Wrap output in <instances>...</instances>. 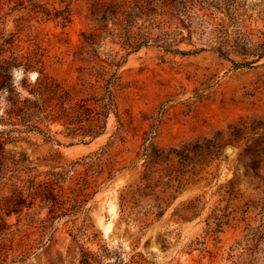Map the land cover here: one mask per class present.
Segmentation results:
<instances>
[{"label": "rangeland", "instance_id": "1", "mask_svg": "<svg viewBox=\"0 0 264 264\" xmlns=\"http://www.w3.org/2000/svg\"><path fill=\"white\" fill-rule=\"evenodd\" d=\"M42 1L49 2V7L60 6L59 0ZM20 3L0 0V36L15 35L7 53L14 51L33 62L41 60L38 67L45 72L67 83L75 81L77 68L85 64L74 53L81 45L82 31L90 28L85 17L88 0H74L72 19L65 27L60 19L37 17ZM249 16L248 23L264 28V0H248ZM193 41L183 43L182 48L193 50L201 45L196 36ZM120 73L123 87L116 92L117 109L110 115L104 135L81 143L67 136L62 126L53 124L58 141L29 133L5 143L0 151V263L80 264L83 252L89 251L104 264H226L223 259L229 246L242 235L239 230L220 233L221 242L216 246L212 237L207 238L208 246L217 254L215 260L200 253L198 237L205 236L206 220L214 209L241 207L248 199L264 196V58L252 68L236 69L211 51L180 55L148 47L130 54ZM22 76V69L14 70L18 87ZM36 76V71L28 74L30 80ZM114 113L124 122L126 138L114 148V176L105 171L97 179L84 234H80L81 215L56 220L45 236L36 224H29L27 216L18 222L17 214L7 215L6 198L16 181L14 176L26 175L24 170H16L23 167L20 159L35 167L33 173L43 174L95 151L119 127ZM159 113L164 116L154 137L158 146L183 141L202 146L191 155L193 164L188 165L198 170V176L159 219L141 228L142 223L121 211L120 192L138 174L145 132L151 130ZM242 119L247 120L243 125ZM232 124L240 127V139L230 138L227 131ZM216 143L222 145V155L206 165V153ZM229 145L235 148L230 155L225 150ZM246 146L249 148L241 156L239 152ZM135 162L132 169L119 170ZM150 202L142 198L138 208H147ZM44 216L46 211L40 218ZM107 225L110 228L106 231Z\"/></svg>", "mask_w": 264, "mask_h": 264}, {"label": "trees", "instance_id": "2", "mask_svg": "<svg viewBox=\"0 0 264 264\" xmlns=\"http://www.w3.org/2000/svg\"><path fill=\"white\" fill-rule=\"evenodd\" d=\"M20 2L37 17L60 19L64 27L71 22L74 0H59L60 6L50 7L42 0ZM247 3L248 0H88L85 17L90 28L82 31L81 45L74 53L85 64L77 68L79 74L72 83L38 67L41 60L33 62L14 51L8 54L15 35H1L0 151L8 140L23 134L39 133L49 141H58L53 124L62 126L67 136L81 143H90L107 133L110 115L117 109L116 92L123 87L121 66L130 54L143 48L157 47L180 55L211 51L236 69L256 66L264 58V28L248 23ZM195 36L200 46L193 50L182 48L183 43L193 44ZM121 50L124 52L120 55ZM15 69L23 71L20 87L14 83ZM30 71L37 72L33 80L28 78ZM114 114L119 127L107 143L68 164L42 174L33 173L35 167L26 163L27 159H20L23 167L16 170H24L26 175L14 176L16 181L6 198L7 215L17 214L18 222L21 216H27L29 224L41 229V236L54 227L56 220L81 215L80 234H84L90 219L88 203L97 192V179L105 171L109 177L114 176V148L126 138L124 122L119 113ZM163 116L159 113L154 117L151 130L145 132L138 174L120 192L121 211L142 223L141 228L159 219L198 176L196 168H188L193 164L191 155L202 147L198 142L183 141L162 148L154 141ZM246 122L242 119L241 125ZM235 127L229 125L227 132L231 139H240V127ZM211 147L206 153V165L223 152L219 143ZM248 148L239 154L245 155ZM136 165L137 162L119 170ZM142 198L151 200L147 208H138ZM44 211L46 216L40 218ZM227 229L239 230L242 235L229 246L223 259L226 264H264V196L248 199L241 207L214 209L206 220L205 236L198 237L200 253L215 260L217 254L208 246L207 238L212 237L216 246L221 242L219 234ZM80 264L104 263L85 251Z\"/></svg>", "mask_w": 264, "mask_h": 264}, {"label": "water", "instance_id": "3", "mask_svg": "<svg viewBox=\"0 0 264 264\" xmlns=\"http://www.w3.org/2000/svg\"><path fill=\"white\" fill-rule=\"evenodd\" d=\"M225 150H226V153L229 155L235 152V148L231 145L227 146Z\"/></svg>", "mask_w": 264, "mask_h": 264}, {"label": "bare ground", "instance_id": "4", "mask_svg": "<svg viewBox=\"0 0 264 264\" xmlns=\"http://www.w3.org/2000/svg\"><path fill=\"white\" fill-rule=\"evenodd\" d=\"M33 75H34V74H33ZM109 228H110V225H107V226H106V231H107Z\"/></svg>", "mask_w": 264, "mask_h": 264}]
</instances>
